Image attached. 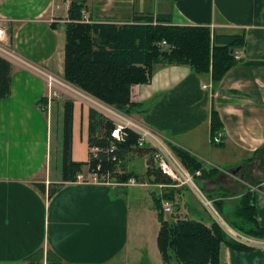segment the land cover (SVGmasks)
I'll return each mask as SVG.
<instances>
[{"label":"crops","instance_id":"crops-1","mask_svg":"<svg viewBox=\"0 0 264 264\" xmlns=\"http://www.w3.org/2000/svg\"><path fill=\"white\" fill-rule=\"evenodd\" d=\"M83 1L86 23L122 26L134 24L138 16L169 15L175 26L245 34L246 45L237 52L242 62L215 93L210 76L188 66H157L150 83L131 88L136 107L131 116L202 162L206 171L195 178L213 203H239L245 194L255 195L264 227V0ZM70 5L71 0H0V26L6 31L0 46L13 55L0 53L12 65L10 96L0 99V264H28L26 259L38 251L45 256L52 251L64 264H178L163 261L158 243L142 245V209L147 208L149 219L157 218L147 191L129 200L131 188L154 189L151 194L158 196L175 189L170 203L178 206L176 214L191 219L190 188L153 184L147 177L148 148L130 149L118 165L119 173L133 175L138 185L64 181L66 103L73 105L71 160L84 164L85 175L94 110L58 89L49 99L44 72L64 78ZM213 105L223 123L221 145L212 141ZM96 133L101 135V129ZM131 202L146 208L134 212ZM259 243L248 246L251 250L224 246L222 259L226 264H264V240Z\"/></svg>","mask_w":264,"mask_h":264},{"label":"trees","instance_id":"trees-1","mask_svg":"<svg viewBox=\"0 0 264 264\" xmlns=\"http://www.w3.org/2000/svg\"><path fill=\"white\" fill-rule=\"evenodd\" d=\"M85 9L83 0H71L69 20L66 24L65 73L64 79L86 94L102 103L131 115L136 107L131 101V88L134 85L151 82L157 66H188L198 75L210 76L213 93L224 76L242 62L236 59L239 49L246 45L245 34L214 33L209 27L175 26L169 15L138 16L131 25L86 23L83 21ZM167 41L173 50H163L160 44ZM12 65L0 57V99H7L11 93ZM72 103H66L64 139V181H75L83 171L84 164L71 160L72 146ZM212 140L222 131L223 123L213 105L211 111ZM103 123V124H101ZM113 123L95 110L91 112L92 135L90 147L102 149L95 160L90 154L88 167L101 165V171L112 172L119 182H127L133 175L114 173L118 166L113 155L108 154ZM101 129L102 134L97 135ZM216 145L215 143H213ZM221 145V144H219ZM138 147V136L131 132L125 144L117 145L120 159ZM174 154L187 171L195 175L206 171L202 162L189 153L172 146ZM149 150V149H148ZM152 151V149H150ZM149 154V152H147ZM151 156V154H149ZM147 177L153 184L171 185V180L156 166L153 158L149 161ZM45 192V187L37 185ZM58 186L51 190L53 194ZM264 191V187H262ZM175 189H164L156 196V206L161 222L157 238L158 248L165 263L178 264H226L222 259V248L251 250L228 237L222 227L213 222L210 227L192 219L165 220L162 202L174 200ZM222 207L221 203H218ZM255 195H244L236 208L233 226L250 238L264 240V227L260 224ZM38 251L26 259L28 264H64L52 251Z\"/></svg>","mask_w":264,"mask_h":264},{"label":"built area","instance_id":"built-area-1","mask_svg":"<svg viewBox=\"0 0 264 264\" xmlns=\"http://www.w3.org/2000/svg\"><path fill=\"white\" fill-rule=\"evenodd\" d=\"M6 36V31L3 27L0 26V43L4 40ZM160 47L163 50H173L174 46L170 45L167 41H163L160 44ZM0 53H3L7 56H13L8 51H6L3 47L0 46ZM236 59H240V56L237 54ZM46 77V81L50 90L49 99H52V96H57L56 90L54 89L57 87V84L64 86L61 83V79L56 77L55 75L48 74L44 72ZM206 88V87H205ZM103 104V103H102ZM49 105V103H48ZM106 110V111H105ZM112 123L113 129L111 131V143L109 147L106 149L108 154L113 155V161L118 166L121 162L120 157L117 153V145L118 144H125L129 139V134L131 132L135 133L138 136V147L141 149L150 148L153 151V160L157 166V168L170 180L174 183H177V186H185L192 190H197V193L201 196L200 199L202 200L203 204L206 208H213L214 210V203L213 201L209 200L208 198L204 197L200 193L195 183V176H200L201 172H196L195 176L189 174L185 167L179 163L176 159L173 151L171 150V143L160 133L154 131L149 126L145 125L143 122L138 121L131 115L125 114L114 107L108 106L107 109H104L102 112ZM215 144H221L222 137L219 133L213 140ZM102 152V149L98 147H93L91 149V156L93 159H97L99 154ZM119 173V169L116 168L115 172ZM76 182L79 183H92V184H104L110 186H135L138 185V182L135 179H130L126 183L119 182L113 176L112 172H103L101 171V165H97V167L93 169H88V175L81 173L77 175ZM176 186V185H174ZM163 210L164 213H172L173 206L169 201H163ZM220 225L223 226L224 230L229 233L231 237L235 239V241L243 244L248 245L251 247L258 246L255 240H250L236 231H234L229 225H227L221 219L219 220Z\"/></svg>","mask_w":264,"mask_h":264},{"label":"rangeland","instance_id":"rangeland-1","mask_svg":"<svg viewBox=\"0 0 264 264\" xmlns=\"http://www.w3.org/2000/svg\"><path fill=\"white\" fill-rule=\"evenodd\" d=\"M61 83L64 86L57 84V87L55 89H58L62 95L68 96L71 98H77V101H79L78 103L83 102V104L86 107L87 106L89 107L90 105H92L93 109L95 111H97L98 113H102L104 111V109L108 108V105H106L104 103L102 104L101 101L92 97L91 95H89V96H88V94L86 95V93L84 91H82L79 88L75 87L74 85L68 83L67 81H65L64 78L61 79ZM80 145L81 144L79 141V147L81 148ZM218 147H220V146H218ZM147 152H149L152 156V151L150 149ZM82 154L83 155L85 154V156L88 157V151L82 150ZM175 157L179 161V163L182 164L176 155H175ZM52 158H54V151L52 152ZM137 159H139V161H143V160H140V158H137ZM86 175H88V174H86ZM194 181L197 185L198 190L200 191V193L202 195H204V197H206V196L213 197L204 190V188L200 185V182L197 178H195ZM171 183L172 184L170 185V187H172V188L180 187V188H185V189L187 188L188 189V187H185V186H177L178 184L174 183L172 180H171ZM174 185H176V186H174ZM139 191H143V192L147 191V193L149 195L148 197L150 200V208L155 207V210H156V212H153V215H154V217H157V218L151 220V219H149L147 208H146V205L144 203L135 202L136 203V205H135L134 203L131 202V205L134 208V212H137L139 207H141V208L145 207L146 208V209H142L143 210L142 211L143 217H141V219H143V224H141L140 227L143 228L142 230H144L143 231L144 234H142L141 236L144 237L145 241L142 245L146 246V247H148V246L150 247V245L153 243L157 245V238H158V234H159L160 227H161V222L159 220V213H158V209L156 206V196H158L157 195L158 192H154L153 194H151L150 191H154V189L153 190L152 189L151 190H144V189H140V188H131L127 191V192H130L132 194V195L130 194L131 196L129 195L130 196L129 200L131 201L132 199H135L136 195L139 193ZM199 196H201V195H199L197 193V190L195 191V190L191 189V190L186 191V198H187L189 204L191 205V208L193 211L191 214L192 220H196V221H199V222H202L205 224H211V225L213 222H216L217 224L220 225L219 220L221 219L227 225H229L234 231H236L238 234H240L246 238H249L250 240H255L257 243H259V240L254 239V238H250V237L246 236L245 234H243L242 232H240L238 229H235L234 227H232L233 221L240 223V220L238 218H236V215H235L236 208L238 207L239 203H233V204L232 203L231 204L230 203H227V204L223 203L221 208L219 207L218 203H214V205H213L214 210H213V208H211V207L206 208ZM143 200H145V198ZM176 206L177 205L173 204V212L172 213H165L164 214L165 220H172L174 218L177 219V217L179 219L185 218L184 216H179L178 214H176L178 211V210L177 211L175 210ZM180 211L185 212L182 209H180ZM158 221L160 224L158 223ZM132 225H133V232H134V234H136L137 229L135 230V225L137 226V223L135 222L134 218H133ZM221 227H223V226H221ZM222 229L224 230V228H222ZM226 234L228 235L229 238L235 240L233 237H231L229 235L228 232H226ZM136 236L138 237V235H136ZM147 249H149V248H147ZM147 249L144 248V253L148 252Z\"/></svg>","mask_w":264,"mask_h":264}]
</instances>
